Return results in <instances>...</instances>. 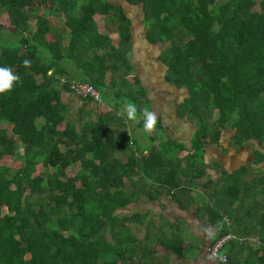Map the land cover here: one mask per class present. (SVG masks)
<instances>
[{"label":"trees","instance_id":"trees-1","mask_svg":"<svg viewBox=\"0 0 264 264\" xmlns=\"http://www.w3.org/2000/svg\"><path fill=\"white\" fill-rule=\"evenodd\" d=\"M124 1L139 4L144 38L165 42L157 58L163 80L183 91L174 114L191 120L188 146L165 134L138 145L115 101L103 103L107 111L94 107L102 102L99 91V99L76 95V121L67 117L61 92H71L70 79L97 90L115 85L114 96L138 111L149 107L138 78L136 88L124 79L129 19L119 3L0 0L7 17L0 23V66L20 76L0 94V123L10 124L8 134L0 127V156L19 161L14 168L0 163V264H164L156 249L179 253L180 232L149 211H117L165 193L180 208L194 203L205 224L223 223L205 251L228 232L219 248L227 264H264V0ZM95 13L113 26L115 43L110 31L97 30ZM51 16H59L65 30H56ZM89 103L95 105L84 107ZM136 125L142 127V119ZM160 126L158 120L156 130ZM223 132L226 147L255 146L248 162L220 167L211 179L203 145L218 143ZM73 163L77 169L66 174ZM250 164H257L258 175L245 178L254 171ZM36 165L41 170L35 172Z\"/></svg>","mask_w":264,"mask_h":264},{"label":"crops","instance_id":"crops-1","mask_svg":"<svg viewBox=\"0 0 264 264\" xmlns=\"http://www.w3.org/2000/svg\"><path fill=\"white\" fill-rule=\"evenodd\" d=\"M109 1L119 3L122 11L129 19V38L126 57L128 63L130 64L129 70H133V74L131 81L128 80L127 75H124V79L127 84H129V86H131L132 88H136L137 85L133 84V76H136L140 84L143 85L146 89V96L148 98L149 105L148 109L155 110L159 117V120L160 118L167 119L169 112L170 115L174 114L175 102L179 100V94L177 93L181 92L180 96H182L183 91L174 88L170 83L163 80L164 66L157 58V54L159 52V49L161 48L157 47V44L159 42H149L144 38V28L141 22L139 4H132L120 0ZM104 19L100 26H98L96 23L97 30L103 33L110 31L109 33L111 34V43H115L117 40V32L112 31L113 26L108 24L107 20L104 21ZM159 92L163 94L162 98L159 96ZM169 93L174 94L169 96ZM169 97H175L176 100L173 101L171 98L169 99ZM109 108L110 106H108L107 109ZM204 149V155L212 152V159L217 161L218 169L220 167L229 169L230 166L228 165L227 168V165L224 164L225 162L223 161V159L225 160V156L228 155H225L221 152H218V154L215 155L212 149L205 147V145ZM217 168H210L209 166H207L206 169H212V173H215V170H217ZM196 187L198 188V186ZM197 188L196 190H198ZM127 210L128 212L149 211L152 212V214H154L155 216L167 220V222L169 223H173V218H178L183 222V227L185 226L187 231L184 232L182 230H179L180 236L182 238L180 252L173 253L170 251L169 253H167V251L165 250L163 253L167 255V258L164 264H212V262L209 261L205 251V246L209 243V241H211V239L207 238L201 232L202 228L212 227L205 224V217L203 215H201L200 217L197 216L194 209V203L180 208L176 205V203L172 201V197L165 193L160 195L157 199L145 200L142 198L139 201L131 204V206H129ZM160 218H156L155 221H160ZM184 233H186V236H183ZM157 252L158 248L156 249V255ZM237 254L239 255L238 257L240 259L243 258V252L240 251ZM217 264L219 263L217 262Z\"/></svg>","mask_w":264,"mask_h":264},{"label":"rangeland","instance_id":"rangeland-1","mask_svg":"<svg viewBox=\"0 0 264 264\" xmlns=\"http://www.w3.org/2000/svg\"><path fill=\"white\" fill-rule=\"evenodd\" d=\"M120 1H124V0H120ZM41 10L40 9H37L35 11L34 14L36 13H39ZM103 15L101 13H95L93 14V18L95 20V22L97 23L98 26H100V24L102 23L104 17H102ZM34 16H31L30 19H32ZM49 18V22L51 25L55 26V29L58 30L59 32L65 30L64 26L62 25L61 23V18L58 16V17H55V16H51V17H48ZM29 19V20H30ZM105 21V19H104ZM7 22V17L5 15V12L4 10H0V23H4L6 24ZM46 37H51L49 34H46ZM13 38H14V35H13ZM165 42H159L157 44V47H163ZM132 74H133V70H128V72H126L125 75H127L128 77V80L131 81L132 80ZM117 81V80H116ZM117 85V84H116ZM172 85V84H171ZM173 86V85H172ZM116 86L114 85L112 87V85H108L107 87L106 86H102L100 85L98 87V91L102 97V102H100L98 104V106H94L95 104L93 103H89V104H85L84 107H96L97 110H99L100 112H103V111H107V108L108 106L105 105V104H109L112 106L113 104V101H115L117 103V109L118 111L120 109H122L126 103L128 102L127 99L125 98H121L120 96H114L113 92H117L114 88ZM174 87V86H173ZM158 88V86H157ZM182 90V89H180ZM173 92V91H172ZM160 93V92H159ZM181 93V92H180ZM180 93H177L179 94V97L178 99L181 98L180 96ZM172 94L174 93H169V96H171ZM161 98L163 97V94L160 93L159 95ZM174 96V95H173ZM172 99L173 101L176 100V98H172V97H169V99ZM61 100L65 102V105H66V108H67V117L68 118H72L74 119V121H76V116H75V111L76 109L79 107L80 105V98L77 97L76 95L72 94L71 92H66L65 90H62L61 92ZM105 103V104H103ZM174 104V103H173ZM172 104V106H173ZM146 107H143V109H145ZM151 110V109H149ZM212 113L213 115L215 114V110H212ZM96 113L92 112L90 114V117H94ZM39 122V121H37ZM159 123L161 124L160 127H158V129L154 131H152L151 133H147L143 130V125L142 127H139L136 125V121H129L128 120V124L130 125V127L133 128L132 132H131V136L134 137L135 139V142L140 145V146H148L150 145V143L152 144H155L156 143V140H159L161 137H163V135H167L169 137H174L176 139H178L179 141H182L186 146H188V140H189V135H190V132L193 131V125L191 123V120H188V119H185L184 117L183 118H180V117H177L175 114L173 115H170V112H169V115L167 116V119H163V118H160L159 120ZM62 126V124H59L57 127L60 128ZM0 127H4L5 128V133L8 134L10 133V124L9 123H0ZM228 133L227 132H223L221 134V137L219 139V142L218 143H205V147L209 148V149H212V151L214 152V154H218V152H221L225 155H228V156H225V160L223 159V162L224 164L227 165V168H228V165L230 166V168H233V167H236L237 165L241 164V163H245V162H248L250 160V150L252 147H254V142L253 141H248V142H251L247 145H242L240 146L238 149H235V148H232V147H226V135ZM148 136H153V138H149ZM152 140V141H151ZM203 145V146H204ZM185 153V150H181L177 155L180 156V155H183ZM211 153V154H210ZM210 153H207L204 155L203 153V159H202V162H204V165H205V172H210L208 174L209 178L211 179H214L216 176H217V172H218V165H217V161L212 159V152ZM18 158L16 156H12V155H7V154H3L0 156V163H3V164H6L8 165L9 167L11 168H14L18 165ZM198 162H201V159L198 161ZM212 162V163H211ZM222 163V164H223ZM252 167H253V170H251V172L247 175H244L243 177L245 178H249L252 176V174L256 173L255 175H258V168L256 167L257 164H250ZM259 165V164H258ZM207 166H209L210 168L211 167H214V168H217V170H215V173H212V169L210 170H207ZM78 165L77 163H73L67 167H65L64 171L66 174L68 175H71L75 172V170L77 169ZM264 169V166L261 168V170ZM41 170V166L39 165H36L35 167V172ZM206 176V175H205ZM201 180V179H200ZM197 188V187H195ZM199 188V186H198ZM197 188V189H198ZM208 188V187H207ZM199 191V189H198ZM264 195V194H262ZM257 196V195H256ZM203 201V200H202ZM201 200H198V202L200 204H202ZM203 205V204H202ZM233 206L236 205V202H233L232 203ZM118 214L120 213H127L128 210L127 209H121V210H118L117 211ZM152 214V212H149ZM154 219L156 218H160L158 216H155L154 214H152ZM174 221L173 223H169L167 222V220L165 219H161V222L165 227H167V225L172 229V230H175L178 232L179 230H182L184 232L187 231V229L185 228V226L183 227V222L181 220H179L178 218H173ZM164 221V222H162ZM132 226H131V229L132 231H134V234L139 236L140 234V231L138 228L137 225H135L134 223H131ZM183 236H186V233H184ZM166 249L162 248V247H158V252H157V255L159 254H162ZM167 253H169L170 251L166 250ZM164 254V253H163ZM164 257L167 258V255L165 254ZM173 264H177V263H173Z\"/></svg>","mask_w":264,"mask_h":264},{"label":"clouds","instance_id":"clouds-1","mask_svg":"<svg viewBox=\"0 0 264 264\" xmlns=\"http://www.w3.org/2000/svg\"><path fill=\"white\" fill-rule=\"evenodd\" d=\"M22 65L25 67H30L31 61L29 59H24L22 61ZM18 82H20L19 74L15 73L12 68L8 66H0V94L11 91ZM117 114L129 121L140 122L142 119L143 130L147 133H151L155 130L159 120L155 110H149L145 108L142 111H138L137 105L131 101L127 102ZM222 227L223 223L219 222L212 228H202L201 232L207 238L211 239L215 237ZM208 259L212 262V264H217V262H219V264H227V258L223 254H209Z\"/></svg>","mask_w":264,"mask_h":264},{"label":"built area","instance_id":"built-area-1","mask_svg":"<svg viewBox=\"0 0 264 264\" xmlns=\"http://www.w3.org/2000/svg\"><path fill=\"white\" fill-rule=\"evenodd\" d=\"M68 88L70 89L71 92H73L75 95H80V96H85V95H90L93 96V98H98V90L89 82L87 81H80V80H69ZM231 237V234L226 232L216 238L212 243H210L206 247V251L209 254H223L225 253L220 252L219 248L222 246V244L228 240Z\"/></svg>","mask_w":264,"mask_h":264}]
</instances>
